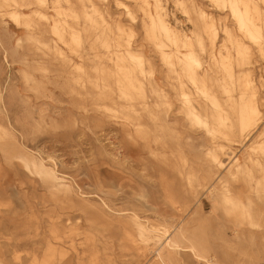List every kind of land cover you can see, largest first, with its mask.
I'll list each match as a JSON object with an SVG mask.
<instances>
[{
  "label": "rangeland",
  "instance_id": "obj_1",
  "mask_svg": "<svg viewBox=\"0 0 264 264\" xmlns=\"http://www.w3.org/2000/svg\"><path fill=\"white\" fill-rule=\"evenodd\" d=\"M17 1L19 6L0 0V264H158L156 252H169L165 239L141 237L134 215L148 225L182 221L184 244L206 245L199 252L223 264H264V170L233 179L216 169L209 155L215 151L227 161L238 156L242 163L251 156L264 165L259 149L264 144V39L258 46L246 36L218 0H160V10L156 0ZM257 2L256 23L264 28V1ZM13 10L31 14L30 26L14 25L7 15ZM158 13L188 37L207 65L214 57L229 56L233 74L243 84L250 82L245 92L255 94L260 115L246 138L209 135L190 121L180 94L195 90L187 79L181 85V68L171 69L156 47L153 34L159 30L151 17ZM56 22L65 29L63 39L53 29ZM211 24L218 31L213 41ZM161 40L168 45L166 53L189 51ZM55 48L71 60L70 67L60 66ZM128 49L141 52L146 61L141 79L150 113L144 112L141 121L128 110L139 103L123 99L111 76ZM150 66L170 105L152 94ZM99 67L110 71L103 73L106 88L97 86ZM217 95L224 105L227 96ZM165 116L172 121L169 129L160 127ZM138 122L144 124L145 139L136 134ZM26 158L54 165L63 179L60 188L37 174ZM214 179L215 194L197 202L198 188ZM226 189L231 203L221 200ZM214 199H219L216 208ZM177 260L166 264H198L189 252Z\"/></svg>",
  "mask_w": 264,
  "mask_h": 264
},
{
  "label": "bare ground",
  "instance_id": "obj_2",
  "mask_svg": "<svg viewBox=\"0 0 264 264\" xmlns=\"http://www.w3.org/2000/svg\"><path fill=\"white\" fill-rule=\"evenodd\" d=\"M39 4H43L46 0H36ZM157 10L161 9L160 0H156ZM264 1V0H260ZM13 2L18 5L17 0ZM223 8L230 9L232 15L236 18L238 26L242 32L246 34L251 40H253L258 46H262L261 41L264 39V28L256 23V15L259 17V9L257 0H218ZM121 6L128 8L127 4L120 2ZM179 4L182 3L179 1ZM19 6V5H18ZM8 17L14 25H17L18 28L22 25L28 27L30 26V21H32L31 14L22 12L21 10H13L8 12ZM35 15L39 14L35 12ZM41 15V14H40ZM132 16V13H130ZM205 12H201L202 19H205ZM46 17V15H42ZM259 19V18H258ZM152 27L159 30V33L153 34L155 39H158L159 43H156V47L163 55V60L174 70L176 65H178L183 75L178 74L177 79L180 81L181 85L184 84L183 79H187L188 82L193 86V93L182 91L180 94V100L184 105V109L187 111V116L192 121L196 123L205 132L209 135L215 136L217 133L223 136H239L240 138H246L249 128L254 125L260 115V111L253 100L255 94L252 93L251 97H247L246 90L251 87L250 82L246 81L245 84L242 83L241 76H235L232 72L233 68L230 63L229 56L221 55L218 59L214 57L212 64L207 65V62H204L200 55L197 54L195 50L192 49L191 43L187 40L188 37L184 36L178 31H175L170 27L161 13H158L156 16L151 17ZM54 31L58 32L61 39L64 38L65 29L56 22L54 26ZM208 32L210 33L212 41L218 37V31L214 28V25H209ZM24 31L21 29V33ZM161 36L169 42V44L179 47L180 43L189 48V51L186 53L179 52V49L172 53L164 52L163 48L168 45L166 42L161 40ZM230 39L234 38L229 32ZM22 38H19V42L22 41ZM27 39H31V36H27ZM79 35L73 34V40L79 43ZM199 46L202 53L206 52V46L204 39L200 35ZM76 42V43H77ZM264 54V47L260 49ZM55 55L59 57L57 59L61 67L67 68L70 67L71 60L65 57V53L61 49L55 48ZM120 65H116L115 71L111 70V76L115 77L116 83L118 84L121 97L126 101H137L140 107L132 106V109H129L133 115L130 117L134 118L135 121H141L143 113H150V107L145 104L146 99L148 98L146 94L145 82L141 77L145 75V59L141 52L133 53L129 49L126 51V54L119 59ZM71 64V65H70ZM75 69L78 72H82L83 68L81 65L75 66ZM100 69V70H99ZM98 71L102 73V77L97 78L98 87H108V84L105 83L108 77H105L103 73L106 71L104 68H98ZM216 70L224 71L225 74L217 75ZM176 71V69H175ZM153 67L150 66V75L148 83L153 87L152 94L156 95L158 98L165 100L166 104L170 105L167 95L162 89L157 88L155 85L156 82L152 80ZM81 75L79 74L77 80H80ZM239 91V98L234 97V93ZM218 92H221L227 96L225 104L223 105L220 98L218 97ZM3 92L0 91V102H2ZM195 103L199 105L197 108ZM228 107L229 109L225 108ZM112 111L117 112L116 108H111ZM1 111V109H0ZM153 118H156L153 114ZM177 120V119H176ZM161 128L169 129L171 128V122L169 117L165 116L162 120ZM136 134L141 139H145L144 133V124L138 122L135 124ZM7 136L10 138H15L12 132H7ZM253 151H256L257 148L251 147ZM261 153L264 155V144L259 146ZM223 150V148H221ZM209 155L216 169L226 170L228 175L233 179L241 175H250L254 169L264 170V165L258 159H253L251 156L248 157L247 162L242 163L241 159L238 156H235L233 159L227 161L222 160L220 155L215 151H210ZM27 165L31 163L34 165L37 174L42 178H45L52 187H57L59 183L63 180L62 177L58 174L55 169V166L46 165L42 160L36 159H25ZM192 175L190 179H192ZM211 175L208 174L207 179H211ZM217 178V177H216ZM215 178V179H216ZM215 179L213 182L208 183L207 185H202L201 188H198V193H201V196L198 197L197 202H201V197L204 195H209V198H212V194H215L213 185H215ZM209 182V181H208ZM57 184V185H56ZM60 188V185H59ZM215 188V187H214ZM229 191L226 189L221 193V200L223 202L231 203L233 200L227 195ZM219 199L212 200L213 207L216 208ZM106 206V205H105ZM250 216V212H245ZM134 219L138 225L139 234L141 237L146 238V234L155 237H163L165 239L164 246L168 252L162 251L160 248L157 252V262L158 264H166V262L171 260H177L178 255L181 252H189L191 258L198 264H223L214 256H207L202 254L199 251H205L206 245L204 244H191L185 245L183 238L185 237V229L183 227L182 221H177L174 225H154L147 224L142 222L138 217L134 215ZM147 239V238H146ZM172 252V253H170ZM175 252V253H174ZM179 261V260H177ZM47 264V263H45Z\"/></svg>",
  "mask_w": 264,
  "mask_h": 264
}]
</instances>
